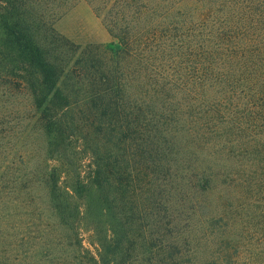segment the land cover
I'll return each instance as SVG.
<instances>
[{"label":"trees","instance_id":"obj_1","mask_svg":"<svg viewBox=\"0 0 264 264\" xmlns=\"http://www.w3.org/2000/svg\"><path fill=\"white\" fill-rule=\"evenodd\" d=\"M78 1L0 0V264H264V0Z\"/></svg>","mask_w":264,"mask_h":264},{"label":"rangeland","instance_id":"obj_2","mask_svg":"<svg viewBox=\"0 0 264 264\" xmlns=\"http://www.w3.org/2000/svg\"><path fill=\"white\" fill-rule=\"evenodd\" d=\"M53 29L59 36L81 47L88 44H107L111 41L102 14L95 12L84 0L76 2L61 14L54 21ZM219 190L220 188L215 189L209 196L212 207L216 204Z\"/></svg>","mask_w":264,"mask_h":264}]
</instances>
